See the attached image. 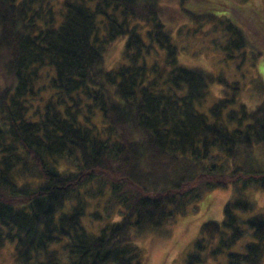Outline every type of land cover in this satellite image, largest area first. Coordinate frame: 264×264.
Wrapping results in <instances>:
<instances>
[{"label": "trees", "instance_id": "1", "mask_svg": "<svg viewBox=\"0 0 264 264\" xmlns=\"http://www.w3.org/2000/svg\"><path fill=\"white\" fill-rule=\"evenodd\" d=\"M186 1L0 0V253L12 246L10 264H145L134 238L214 189L231 190L224 219L203 224L186 264H263L264 213L240 214L264 191V105L246 110L227 90L204 105L227 79L180 62L161 6ZM229 1L236 18L244 4ZM131 19L150 24L149 42ZM231 23L225 62L247 45ZM122 39V61L108 68L105 52ZM154 45L164 63L148 62ZM96 200L103 212H90Z\"/></svg>", "mask_w": 264, "mask_h": 264}, {"label": "rangeland", "instance_id": "2", "mask_svg": "<svg viewBox=\"0 0 264 264\" xmlns=\"http://www.w3.org/2000/svg\"><path fill=\"white\" fill-rule=\"evenodd\" d=\"M211 1L216 2L217 5L201 6L199 4H203V2L197 0L186 1L183 6L177 2L162 4L161 11L165 16L163 21L167 24L166 29L171 30L172 42L178 48V57L182 64L202 68L211 76L226 77L227 85L222 86L217 83L215 86L210 85L208 100L204 103L207 108L225 96L223 91L227 90L234 94V100L236 99L239 105L245 106L246 110H256L264 105V89H262L264 87V0H239L244 6L239 9L240 11L234 13L236 18L233 17V11L229 7L232 4L231 1ZM224 7L229 8L226 11ZM189 10L202 16L188 19L186 12ZM210 14H214L215 17L208 19ZM118 15L120 16V12ZM232 21L241 27V32L247 39V45L240 50L242 52L235 49L233 56L236 58L225 62L226 50L223 51L222 46L232 39L233 34L228 30V26H230L228 24H232ZM129 23L130 26H137V29L142 30V36L146 38V43L149 42L150 37L146 35V31L150 29L148 22L139 21L136 24V21L131 19ZM124 42L125 39L116 42L105 52L108 68L115 67L121 60ZM154 46L159 52L155 53V49H152L148 56V62L164 63L165 52L160 50L157 45ZM240 54L242 56H239ZM4 83H6V78L3 77L2 84ZM49 96V93H44L39 98L37 96L30 99L38 98L32 101L31 112L43 105ZM234 108H236L235 103ZM98 124L101 125V120ZM263 162L262 157V164ZM231 195L230 189L209 191L163 229L150 230L138 238H134L135 243L143 252L145 264H186V258L192 252L195 241L200 237L203 224L211 220L223 221V209ZM249 198L255 203V209L253 212L240 214L242 219L264 213V191L252 190L249 193ZM97 202V200L93 202L90 212L97 209L103 212V207L95 205ZM85 221L89 222L90 220ZM101 221V223L95 222L96 225L105 223L103 219ZM248 236L250 235L247 232L242 238L243 240L230 251L242 250L240 246L251 239ZM210 251L211 248L206 253ZM11 256L12 246L7 245L0 253V264H10ZM225 257L226 255H221L218 260L209 257L206 264H218L217 261L223 263Z\"/></svg>", "mask_w": 264, "mask_h": 264}]
</instances>
